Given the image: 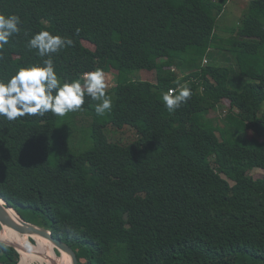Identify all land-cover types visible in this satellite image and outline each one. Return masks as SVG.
<instances>
[{
    "label": "trees",
    "instance_id": "16d2710c",
    "mask_svg": "<svg viewBox=\"0 0 264 264\" xmlns=\"http://www.w3.org/2000/svg\"><path fill=\"white\" fill-rule=\"evenodd\" d=\"M229 1L0 0L22 21L0 52V79L42 64L27 48L42 30L74 42L52 56L61 83L116 71L111 111L98 116L86 97L78 131L73 112L0 117V197L79 264H264V172L252 175L264 170V139L247 135L264 124V0L218 33ZM224 52L234 66L212 63ZM179 86L192 96L169 113L162 94ZM225 99L216 123L209 114ZM82 135L90 145L77 149ZM19 258L0 248L3 264Z\"/></svg>",
    "mask_w": 264,
    "mask_h": 264
},
{
    "label": "clouds",
    "instance_id": "9594fccd",
    "mask_svg": "<svg viewBox=\"0 0 264 264\" xmlns=\"http://www.w3.org/2000/svg\"><path fill=\"white\" fill-rule=\"evenodd\" d=\"M21 24L18 15L6 16L0 13V52L13 35L21 32ZM73 43L72 39L53 35L47 30L39 31L28 39L27 48L35 50L43 62L41 65L18 69L7 81L0 79V117L7 121H16L21 117L44 116L49 112L63 117L70 112L82 110L86 97L98 101L95 105L98 116H104L111 111L113 102L106 92L108 84L102 69L82 74V82L77 79L61 83L52 56L72 47ZM191 96L190 88L179 86L178 91L169 90L163 93L162 101L169 113H173L187 103ZM68 230L71 231V228ZM7 246L6 242H0V248ZM53 248L56 252V248Z\"/></svg>",
    "mask_w": 264,
    "mask_h": 264
},
{
    "label": "rangeland",
    "instance_id": "374dc122",
    "mask_svg": "<svg viewBox=\"0 0 264 264\" xmlns=\"http://www.w3.org/2000/svg\"><path fill=\"white\" fill-rule=\"evenodd\" d=\"M253 6H254L253 0H230L227 3L223 13L218 18V26L216 28V32L224 33L225 28L233 27L235 24H237L240 16L243 14V12L246 11L247 8L253 7ZM224 34H227V33L225 32ZM82 43L84 44V46L90 48L97 56L98 55L100 56V54L103 53V50H102L100 43H91V42L84 41V40L82 41ZM215 50H213L214 54H215ZM217 54H218V58L217 59L212 58L211 59L212 63L218 62L220 65H223V66H228V67L234 66V59H232L230 54H228L226 52L217 53ZM218 63H216V64H218ZM105 74H106V82L108 84L107 89H110L112 86H114L116 84V71L111 69L110 71L105 72ZM135 74L140 79H146V78H149L150 71L138 70V71H135ZM150 79H152V74H150ZM228 108H229V102L225 99L221 102V104H219L218 107H216L214 110H212L210 112L209 117L213 118L215 120V122L218 123L220 121V118L224 116V114L226 113ZM88 113H89V111L84 110V109H82L78 112H73L71 118L73 120V126L74 127L76 126L77 131L79 129L85 128L86 125L89 123V116L87 115ZM74 127H73V129H74ZM116 131L117 130H114V128L108 127V135L109 136H112ZM78 135H79V133H78ZM247 135L251 136V137H256L260 140L264 139V124H257L255 127L248 129ZM131 136H132V132L127 131L124 135H122V138L131 139L130 138ZM83 139H84V136L82 135L81 138L79 137L76 140L75 144H77V147H79L77 149L86 148L90 145V143L89 144L83 143L82 142ZM87 141H88V138H87ZM263 172H264V170L256 169L252 173V175L258 176V175H261ZM35 220H37V219L35 218ZM15 222L19 223V221H15ZM29 239H32V240H29ZM28 240H29L30 244L33 246H39L40 245V243L37 242L36 237L29 238V236H28ZM45 249H48V248H45ZM49 251L53 252L54 254H56L57 256L62 258V256L60 254H57L55 252L54 248L49 250ZM19 253H20V259H19V262H20L22 254H21V252H19ZM64 258L67 259L65 256H64ZM22 264H46V262L43 261L42 259L38 258V257H28L27 259L24 260V262ZM49 264H53V263H49Z\"/></svg>",
    "mask_w": 264,
    "mask_h": 264
},
{
    "label": "water",
    "instance_id": "95a60500",
    "mask_svg": "<svg viewBox=\"0 0 264 264\" xmlns=\"http://www.w3.org/2000/svg\"><path fill=\"white\" fill-rule=\"evenodd\" d=\"M0 199L3 201V204L0 203V228L1 229L8 227L10 229L17 231L20 234H25L32 238L40 237L43 239H47L56 248V250L59 252L60 255L65 254L69 258H71L73 264H79V259L77 257L75 250L68 243L62 241L58 237H55L49 229L41 225H38L36 223L28 222L24 220L14 208L8 205V203L2 197H0ZM6 207L12 208L18 214L20 218L19 223H16L11 219V216L6 210ZM0 240L2 242H6L7 245L13 247L18 252H20V249L16 244L9 243L8 241L1 239V238ZM0 264H3V263L0 261Z\"/></svg>",
    "mask_w": 264,
    "mask_h": 264
},
{
    "label": "bare ground",
    "instance_id": "6f19581e",
    "mask_svg": "<svg viewBox=\"0 0 264 264\" xmlns=\"http://www.w3.org/2000/svg\"><path fill=\"white\" fill-rule=\"evenodd\" d=\"M0 203L3 204V201L0 199ZM6 210L8 211L9 215L11 216V219L15 221L20 222V218L18 214L9 207H6ZM0 238L8 241L9 243H14L16 244L21 252V261L19 264H22L25 259L28 257H38L40 259H44L47 261H51L50 263L53 264H68L67 259L68 256L65 254H62V258L54 254L53 252L49 251L53 249V245L51 244L50 241L47 239H43L40 237H36V240L38 243H40L39 246H33L30 244L28 240V235L25 234H20L17 231L10 229V228H3L0 230ZM40 238V239H39ZM42 241V242H41ZM43 244V245H42ZM48 248V249H45ZM64 256L67 258L65 259Z\"/></svg>",
    "mask_w": 264,
    "mask_h": 264
},
{
    "label": "built area",
    "instance_id": "2783aa9c",
    "mask_svg": "<svg viewBox=\"0 0 264 264\" xmlns=\"http://www.w3.org/2000/svg\"><path fill=\"white\" fill-rule=\"evenodd\" d=\"M169 90H174V89H173V88H171V89H169ZM169 90H168V91H169Z\"/></svg>",
    "mask_w": 264,
    "mask_h": 264
},
{
    "label": "crops",
    "instance_id": "0c3cea01",
    "mask_svg": "<svg viewBox=\"0 0 264 264\" xmlns=\"http://www.w3.org/2000/svg\"><path fill=\"white\" fill-rule=\"evenodd\" d=\"M19 264V263H18Z\"/></svg>",
    "mask_w": 264,
    "mask_h": 264
}]
</instances>
